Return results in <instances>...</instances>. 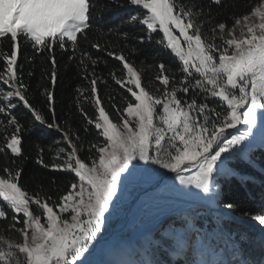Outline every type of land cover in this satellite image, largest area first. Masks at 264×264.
Wrapping results in <instances>:
<instances>
[{
  "label": "snow or ice",
  "instance_id": "snow-or-ice-1",
  "mask_svg": "<svg viewBox=\"0 0 264 264\" xmlns=\"http://www.w3.org/2000/svg\"><path fill=\"white\" fill-rule=\"evenodd\" d=\"M97 4L98 0H0V45L4 38L9 43L7 51L0 48V117H4L0 119L4 137L0 154L9 161L0 168V221L19 237L14 242L0 236V264H86L123 195L121 185L150 178L151 165L174 173L180 185L193 186L216 200L223 191L220 178L236 176L237 163L257 166L246 141L254 134L258 116L264 120V0H254L248 5L250 11L233 15L231 27L219 22L207 32L201 17L210 21L211 13L195 0H109L118 8L134 10L136 14L122 23L143 27L146 36L133 37L139 43L162 34L158 43L177 61V68L159 63L154 81L145 85L129 55L116 50L118 43H92L97 53L117 62V70L109 76L119 87V103L117 96L110 95L107 104L98 84L108 81L95 72L99 57L80 47L108 7L101 9ZM212 7L225 8L226 0H208V8ZM100 31L125 41L129 36L119 26ZM20 37L31 44L33 57L46 56L49 63L50 71L42 75L50 84L43 93L50 119L30 103L28 86L18 75ZM57 49L68 53L69 61L78 59L81 79L87 81L86 88L76 89L77 103L87 125L83 131L91 129L97 142L86 149L77 132L57 122ZM134 52L135 48L129 49ZM85 61L92 65L91 71ZM83 102L92 105L91 114ZM17 107L31 113L36 124L61 135L64 146L55 152L52 163L45 162L42 150L36 159L43 168L72 176L55 199L43 191L29 192L21 183L24 170L17 161L23 158L22 125L14 114ZM224 207L231 210L235 204ZM252 220L264 232V213ZM173 238L175 244H164L182 253L186 242L177 234ZM248 239L247 233L233 239L231 259L220 264H264V257L252 259L242 246ZM256 245L264 249V238ZM144 252L152 254L147 248ZM129 264L159 262L143 259Z\"/></svg>",
  "mask_w": 264,
  "mask_h": 264
},
{
  "label": "trees",
  "instance_id": "trees-1",
  "mask_svg": "<svg viewBox=\"0 0 264 264\" xmlns=\"http://www.w3.org/2000/svg\"><path fill=\"white\" fill-rule=\"evenodd\" d=\"M123 3V0H121ZM191 2V0H186ZM195 2L204 7L205 12L211 13V20L208 17H201L205 20L204 29L207 32L211 26L219 22H225L231 27L233 15L239 16L250 11L248 5L253 3L254 0H226V7L217 9L212 7L208 8V0H195ZM104 5H108L106 10H102L96 24L92 29L88 30V40L81 41V49L91 53L93 58L99 57V62L95 66L96 75L108 81V84H98L101 96L104 98L105 104L108 103L110 95L117 96V103H119V87L115 86L112 82L109 72L117 70V62L111 57H108L103 52L97 53L91 44L99 42L104 44L105 41L110 40L119 44L116 50H123L129 55V59L135 63L138 70L142 72V83L147 85L150 81H154L156 72L158 71L157 65L161 62L165 63L171 69L177 68V61L170 55L169 51L165 49L164 45L158 43L161 39V34H152V39L149 41L147 38L143 44L139 43L133 37L145 35L143 27L139 24L135 26L126 21L129 15L136 14L134 10L128 8H118L115 5L109 4V0H98L97 7L103 9ZM97 25L99 27H97ZM119 26L120 32H128V39L125 41L123 38L118 37L112 33L101 32L100 28L107 29L109 27ZM211 35L210 32H208ZM127 44V48L124 44ZM0 48L7 51L9 43L7 38H4V43ZM135 48L136 52L129 53V49ZM79 51L77 58H79ZM68 53H61L59 49L56 50V60L58 64V79L55 88V114L57 122L63 126L69 127L73 132H77L85 143V149L89 143L97 142L95 133L90 129L89 132H84L83 129L87 127L86 123L82 120L79 106L77 103L78 93L77 87L86 88L87 81L81 79L83 73L77 68L78 59L74 61L68 60ZM46 56L36 55L33 57V49L29 42L20 37V50L18 53V75L21 77L23 83L28 86L27 96L30 103L45 116L50 119L45 104L46 97L43 94L44 89L50 87L49 81L44 78L43 73L50 71L49 63L45 62ZM89 71L92 70V65L88 62ZM152 67H149V66ZM2 69V64H0ZM32 72L33 75L29 76L28 73ZM158 83V82H157ZM87 94V93H86ZM210 106H216L215 103L209 101ZM84 109L91 114L93 111L92 105L83 102ZM14 114L22 125V154L23 158L18 159V165L23 168L21 178L22 185L29 191H43L51 195L54 199L62 194L65 186L72 181V176L67 173L50 171L43 168L36 163L39 155H42L46 163H52L55 152L59 147H63L61 135L54 129H48L36 124L26 109L17 107ZM4 119V117H0ZM11 132V129H9ZM102 139V138H101ZM4 137L0 135V144H3ZM252 158L256 160L263 170L259 172L254 168H249L247 165L239 162L236 164L238 173L248 175L251 179H236L230 177L227 180H222V196L219 199V205L224 207L226 203H234L235 207L230 213L242 220L253 221L252 216L264 213V150L257 149L252 153ZM9 163L0 154V168ZM211 228L214 227V221L208 219ZM223 229L226 230L235 240H239L241 233H247L249 239L247 243H242L246 252L252 259L257 261L264 257V249L257 247L256 242L261 240L262 237L258 235L251 227L244 224L237 223L232 219L221 220ZM6 234L9 237H18L15 233H11L7 224L0 221V236ZM232 239V241H233ZM227 243H232L227 240Z\"/></svg>",
  "mask_w": 264,
  "mask_h": 264
},
{
  "label": "rangeland",
  "instance_id": "rangeland-1",
  "mask_svg": "<svg viewBox=\"0 0 264 264\" xmlns=\"http://www.w3.org/2000/svg\"><path fill=\"white\" fill-rule=\"evenodd\" d=\"M253 131L254 134L246 141L250 145L248 151L251 155L257 149L264 150V120L259 116ZM254 169L263 172L259 164ZM167 173L170 172L157 165H151L148 174L150 178L141 177L127 185L122 184L123 195L108 216L100 236L112 227L139 193L155 186ZM233 177L240 180L251 179L248 175L239 173ZM222 180L227 179L220 178V186ZM159 194L165 201L145 202L141 208L139 222L119 236L112 245L95 253L86 264H129L143 259H153L159 264H165L166 261L168 264H185L186 260L190 264H220V261L227 262L231 259L232 243L228 244L226 239L232 242L233 237L223 229L221 220L232 219L237 222L234 219H242L234 217L229 209L220 206L219 200L212 198V194L205 197V194L193 186L180 185L175 176L165 180ZM208 219L214 221L213 228ZM247 222L261 231L254 221ZM255 228L252 229L264 238V232H257ZM173 234L179 235L186 242L180 254L170 251L164 244V241L175 244ZM1 236L14 242L19 239L6 234ZM145 248L152 254L145 256Z\"/></svg>",
  "mask_w": 264,
  "mask_h": 264
},
{
  "label": "bare ground",
  "instance_id": "bare-ground-1",
  "mask_svg": "<svg viewBox=\"0 0 264 264\" xmlns=\"http://www.w3.org/2000/svg\"><path fill=\"white\" fill-rule=\"evenodd\" d=\"M175 175L169 176L160 183V185L149 191H143L139 193L131 202V204L127 207V209L122 213V215L117 219L115 223H113L112 227L102 236L98 238L95 242L92 251L87 256V261L97 252L105 249L106 247L112 245V243L122 234L127 232L130 228L134 227L140 220L141 208L143 204L147 201H165L164 198L160 197V190L166 179L173 177ZM170 201V200H169ZM173 202V201H172ZM214 213L216 210H212ZM222 214V213H220Z\"/></svg>",
  "mask_w": 264,
  "mask_h": 264
},
{
  "label": "water",
  "instance_id": "water-1",
  "mask_svg": "<svg viewBox=\"0 0 264 264\" xmlns=\"http://www.w3.org/2000/svg\"><path fill=\"white\" fill-rule=\"evenodd\" d=\"M172 175H175V174H174V173H171V172H170V173H167L165 176L161 177V178L158 180V182L155 184V186H153L152 188H148V189H146V191L153 190V189L157 188V187L160 185V183L163 181V179H165V178H167V177H169V176H172ZM232 218H233V216H232ZM234 220H236L238 223H242V224L248 225V226H250L251 228H255L254 225L248 223L247 221H244V220L241 221V220H237V219H234ZM255 229H256L257 232H261V231L258 230L257 228H255Z\"/></svg>",
  "mask_w": 264,
  "mask_h": 264
}]
</instances>
